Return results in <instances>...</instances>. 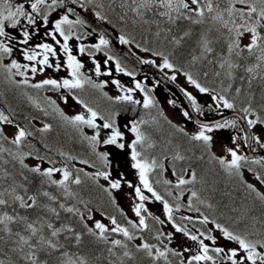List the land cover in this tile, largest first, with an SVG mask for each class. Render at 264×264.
<instances>
[{
	"label": "snow or ice",
	"instance_id": "obj_1",
	"mask_svg": "<svg viewBox=\"0 0 264 264\" xmlns=\"http://www.w3.org/2000/svg\"><path fill=\"white\" fill-rule=\"evenodd\" d=\"M77 3H80L83 8L93 4L94 0H71V6L69 0H25V2L17 0L15 3L13 0H0V68L7 74L9 81L17 86L30 85L36 89L51 86L53 89H67L69 92L73 89H83L86 84L98 89L104 87V82L97 84L84 75L81 71L84 64L74 54V47L78 48L81 54L87 52L89 56H93L94 53L90 49L102 52L109 47V40L106 39L105 34L100 33L95 43L88 45L80 43L78 46L74 44V41H81L85 36L93 37L96 33V29L91 28L86 19H82L81 15L76 12L74 5ZM98 7H103V5ZM120 7L126 8L139 19H143L146 13L152 12L169 25L162 31L158 30L155 36L159 38L163 34L164 40L174 45V51L172 53L154 51L147 47L141 48L137 44V48H141V51L151 52L152 57L160 58L159 63L156 59H144L140 61L142 64L153 65L161 72L171 70V75L165 73L170 81H175L178 73L182 74L187 83L199 93L210 94L217 109L220 107L235 109L236 99L241 95H246L247 105L240 109L245 115L241 119L246 122L248 129H253L257 125L264 126V117L257 115L252 106L254 93L251 90L253 81L259 79L264 83V0H224L223 6L221 0H122ZM94 14L101 20L106 19L100 11H95ZM73 16L74 18H71ZM123 18L121 16V19ZM181 21H188L190 25L199 26L201 30L194 33L189 29L184 30L180 35L173 34L172 26L178 25ZM144 22L148 23L147 20ZM157 23L159 24V21ZM82 28L87 31H81ZM194 35L195 40L193 41ZM37 36L42 38L41 42L33 44ZM119 42L127 45L131 41L124 35H120ZM186 42L192 43L187 67L178 66L171 56ZM217 46L220 48L219 52ZM14 51L20 52L23 61L29 63L19 62L15 58L9 63H4L5 58L12 57ZM61 54H63V59H60ZM114 59L109 55L104 63ZM93 64L95 73L99 76L101 65L95 60ZM62 68L67 71L68 77L61 80L47 78L30 84L27 76L29 71L35 75L37 72H45L46 69L59 71ZM115 70L135 77V73L126 71L118 60L115 63ZM104 75H109V73L105 72ZM16 76L23 77V79L17 81L14 79ZM201 76L205 80L209 76L213 77L219 81L218 87H208L201 83ZM237 80L241 81V86H236ZM244 81H247V92L243 87ZM111 83L116 85L122 94L114 98L108 97L109 99L139 105L141 101L133 98V93L139 90L144 93L142 107L144 109L155 107V99L149 95L151 89H145L140 81H136L134 87H123L120 81L115 79ZM233 88L235 96L229 99L227 94ZM181 91L190 102L192 111L203 116L204 112L197 102V97L184 88H181ZM76 99L85 109L84 112L67 116L58 107L54 110L64 121L81 132V136L88 142L93 152H96V146L100 143L130 149L131 167L137 171L139 184L134 185L130 181H125L123 174L113 179L110 171L97 170L89 173L84 172L83 169H76V173L84 172L85 177L96 182L118 209L119 205L112 190L121 189L122 182L127 183V186L133 189L134 196L139 202H134L131 209L138 218V222L128 220L131 229L139 232L148 230L150 226L147 219L151 217L160 225H164L167 221L174 230L167 233L160 231L156 234V240L160 241L159 246L144 241L142 236L139 237L141 242L136 245L137 252H144L153 261L162 258L165 264H172L169 260L170 255L180 257V264H222L225 260L229 264H264V232L258 233L255 223L246 225L245 231L240 232L215 219H210L197 206L204 205L205 201L200 198L197 191L185 187L197 182L196 171L191 167L182 169L175 167L174 162L187 159L179 146L170 157L173 162L171 167H166V164L156 157L149 158L138 150V146L140 148L154 147L149 137L141 130V125L148 121L140 119L132 121L130 126L125 124L124 128L134 134V139L125 144L123 142L125 133L117 125L115 114L105 118L84 100ZM51 103L55 105V101ZM170 103L175 104V101H170ZM209 107L211 108L212 105ZM182 114L188 120L192 119L189 111L185 110ZM45 115L48 113L46 112ZM160 115L163 116V112ZM249 115L255 118H249ZM98 118L102 124L97 123ZM164 119L167 120V117ZM168 123L176 128V131L187 136L189 140L202 143L206 148L211 146L212 136L209 133L213 129L237 127L236 119H225L222 122L217 121L211 124L197 121L198 130L189 134L184 128H178L171 121ZM0 125L14 128L11 136L5 134L0 128V264H20V261H24L25 264H50L49 258L53 256H55V264H100V255L85 250V233L94 238L96 246L101 243L106 246L105 250L109 254L107 264H118V262L125 264L124 258L131 259L132 253L128 250L127 242L137 237L129 227L118 223L114 216L107 217L109 221L107 224L103 222L104 213H100L102 219L95 218L99 210L93 208L90 201L84 200L78 192L72 189V185L82 184L81 176L74 174L67 164L56 167V161L39 155V148L29 139L34 133L16 124L4 111H0ZM83 126L96 131L92 135H84ZM50 129L51 125L45 123L39 131L48 132ZM101 129L109 130L106 138H101ZM245 136L248 138L247 133ZM250 139L264 149V142L261 141L260 136L252 135ZM233 142L234 147L227 149L230 159L215 156L213 159L218 161L228 175L239 177L241 183L250 192L255 193L261 202H264V192L257 187V185L264 187V173L247 168V172L254 177V180H246L242 168L249 162V157L238 153L241 145L235 137H233ZM5 144L10 146L5 147ZM60 155L66 157L67 160L76 159L64 152ZM96 155L105 168L110 166L108 152H98ZM167 159L169 158L165 157V160ZM29 160L39 162L29 164L27 162ZM45 161L51 166L44 167ZM80 163L87 165L89 161L81 160ZM251 163L264 168V157L252 159ZM9 165L11 168L8 167ZM157 170L161 176L168 172L171 177H174V181L158 179L155 183H163L167 186V195L172 197L175 203H170L154 187L151 176ZM57 174L58 179L55 178ZM100 178L107 183V187L99 184ZM50 186H55L58 194L48 190ZM173 189L177 190L175 195ZM145 190L150 195H146ZM185 192L190 194L186 197V203H182L181 198L185 196ZM150 198L162 204L166 221L149 212L145 202ZM67 201H74V203H67ZM185 207L188 212H195L198 215L196 217L181 216L182 221L191 224L198 222L201 225L212 227H207L204 231L196 229L193 232L187 226L177 223L174 214L179 213ZM207 207L211 208L212 205L208 204ZM8 208L12 211H7ZM17 208L25 210L28 214H20ZM62 213L69 214L76 223L83 225V230L77 231L73 223L67 217L62 216ZM240 222H242L241 218L238 217L236 223ZM260 223L264 224V220ZM14 225L17 226L16 230L13 228ZM215 232H218L219 236L214 235ZM175 233H180L194 242L195 251L193 252V249L189 247L180 251L169 247L161 240L164 237L171 243ZM114 234H120L124 239L110 238ZM254 235L259 238L253 239ZM219 239L234 242L236 246L226 250L225 247L218 245ZM206 241L211 243H206ZM118 252H120L119 255ZM185 253L191 254L185 255Z\"/></svg>",
	"mask_w": 264,
	"mask_h": 264
},
{
	"label": "rangeland",
	"instance_id": "obj_2",
	"mask_svg": "<svg viewBox=\"0 0 264 264\" xmlns=\"http://www.w3.org/2000/svg\"><path fill=\"white\" fill-rule=\"evenodd\" d=\"M134 53L137 54V56H139L140 58H142V60H144V59H156L158 63L160 62V58L152 57L150 52L145 53L143 51L136 50V52H134ZM112 55H114V54H112ZM111 62L112 61H110L108 63H104V64L106 66L109 65V64H110V66H113L111 64ZM83 64H84V68L81 69V71L84 73L85 76L90 77L91 80L94 81L97 84H99L101 82H104V87L101 88L102 90H105L104 89L105 88V84H107L106 89L112 90V91H115V92L118 93L120 91V89L117 88L116 85L111 83V81L114 80V79L115 80H119L120 84L123 87H128L127 85H125V83L126 82L128 83V81H126L125 78L119 77L120 74L118 75L115 71L112 73L113 70H111V72H110L111 75L100 74L98 76V75H96L95 71H91L89 69L87 62H83ZM122 64L125 66V64L123 62H122ZM125 67L128 69L127 66H125ZM0 71L4 72L3 69H0ZM162 73L164 75H165V73H167L168 75L172 74L171 70H164V72H162ZM4 74L6 75L5 83L7 82L6 83V95H7V102L6 103H8L9 99L13 100V102H14L11 105L7 104L8 105V115L11 116V118L15 121L16 124H20V125L22 124L23 119H26L25 126L28 128L29 131H32L34 133L33 136L39 138L40 141H43V139L46 140L45 137L58 139V137L62 136L63 133L68 132V130L66 128H63V130L59 129V126L61 124H63V123H65L68 126L72 127L70 124H68L66 121H64L59 116V114L54 110L56 107H58L67 116H73V115H76V114H78L80 112H84L85 111L83 106L80 105L77 101L72 102V101H70L69 99H66V98L64 100H62V96L64 97L66 95V91L64 89L57 90V89L51 88V86H50V87H48V89H51V91L50 92H46L45 90H42V89H36V88L28 87L27 89H24L27 94L22 96L21 93L14 92L15 90L13 88H10V84L12 82L7 79V74L5 72H4ZM27 76L30 77L29 74H27ZM44 76L45 75L38 74V76H36V78H38V77H42L43 78ZM63 78H64V76L61 75L60 77H58L56 79L57 80H61ZM134 78L138 79V81H140L141 83H144V81H145V83H147L148 86H149L147 88L151 89V93L153 94V96H155L156 101H158V103H159L158 104L159 105L158 111L155 110L156 114H152L153 117H154V120H155V117H156V121L155 122H153L154 120L152 121L153 124H154L153 127H155V130H160L162 128V123L165 120L163 117H167L168 121H173L177 127L184 128L185 131L188 132L189 134L195 133L198 130L199 125H197V124H195V123H193L191 121H188V119L183 116L182 113H183L184 109H182L180 107L179 101L175 100V104L170 103V101H172L171 97L167 94V92L165 94V91H164L165 88L164 87H162L161 85H157L156 81H153L152 78L147 77V75L144 76V75L136 74ZM14 79L18 81L19 77L16 76V77H14ZM9 82H11V83L9 84ZM173 82L176 85L178 84L182 88L186 89L187 91L192 92L197 97V102H198V104H200V106H201V108H202V110L204 112V116L203 117L208 118V116L213 114V111L205 105V103L207 101H212L210 94H208V93H199L197 90H195L193 88L192 85H189L187 83L185 77L182 74H179V73L177 74V79L175 81H173ZM12 84L15 85L14 83H12ZM87 86L92 87L91 85H87ZM29 91H31V93H29ZM120 94H122V93L119 92L117 95H120ZM11 97H14L16 101L13 98H11ZM86 97L88 98L89 101L94 102L95 104H97V105H94L96 108H98V109L102 108L103 112L108 114V115H111V113H112L111 111L113 109H116L115 107H112V105H111L112 102L109 101V100L107 101L104 97L102 99H99L98 97H95L94 95H91L90 92L86 93ZM24 98H26L28 100V102H31V100H35L36 104H28V105H26L27 102L23 101ZM133 98L137 99V100H140L141 101V105H142L143 100L141 99L140 96L137 97V95L135 93H133ZM52 101H55V105H53L51 103ZM22 105L24 107L28 106V108H25L26 112L23 113L19 109V114L16 113V109H14V108H18V106H22ZM109 106H110V108H109ZM12 107H13V109H12ZM105 107L109 108V110H106ZM152 109L153 108H151V110ZM143 110L144 109L140 108V110H138V111H140L142 113V116L145 119V117H144L145 112ZM0 111H3V110L0 109ZM124 111H126V110L124 109L123 112ZM130 111H131V109H130ZM46 112L48 113V115H45ZM161 112H163V117L160 116ZM120 113H122V112H120ZM120 113L117 112L115 114L116 118H118L120 116ZM151 113H153V112H151ZM124 115H127V114H124ZM249 118H254V117H253V115H249ZM32 119L38 120V121L41 120L44 123L50 124L51 125L50 131L44 132V133L37 132L35 130V127L33 126ZM167 120H165V121H167ZM97 123L98 124H102L101 121L97 122ZM164 123L166 124V122H164ZM125 124H128V123H125L123 118H121L120 121H117V125L122 130H125V128H124ZM0 128H2L4 130V132H5V134H7L8 136H11L13 131H14V128L12 126L0 125ZM95 131L96 130H94V129L87 128V126H83L84 135H92V134L95 133ZM108 131L109 130L101 129V138H106V135H107ZM77 132H78V137H82L81 136V132L78 131V130H77ZM131 135H129L128 131L126 133V130H125V140L123 141L125 144L131 142V140L133 139L132 137L134 136V134L131 133ZM209 135L212 136L211 143H213V149L218 154H220V157H225V158H229V159H230V156H229V154L227 152V149L229 147H234L233 137H235L236 140H238L240 138L243 139V136H244L242 130H240V127H239L238 123H237V127H235V128L213 129V131L211 133H209ZM252 135L260 136L261 141L264 142V126L257 125L255 128L252 129ZM29 139L33 143H35V144L37 143L36 139H34V138H29ZM67 139H68L67 141H71V137L67 136ZM79 141H80V139H79ZM85 142L88 143L86 140H85ZM253 143H255V141H253ZM159 145H161V147H163L161 142L159 143ZM75 146H77L76 147V151L77 152L80 151V157H85V154L89 153L88 151H90L94 155L93 158L96 159V161H98V164H96L97 167H95V169H91L93 172H95L97 170L110 171L112 173V178L113 179L119 178L120 175L123 174V177H124L125 181H130L134 185H136V183L139 184L137 171L131 167L132 161L128 160L127 159L128 157L125 158V154L122 155V153H123L122 150L123 149L117 147L116 145H104L103 143H100V144H98L96 146V152H93L89 144L85 145V146H82L81 143L80 144L75 143ZM158 147L155 148V150H156L155 153L156 154H152V155L154 157H158L159 158L158 160L161 161V162L165 161L163 159L165 157H168L169 154L167 155L164 152H161V151H165V150H162V149H160L161 147L160 148H158ZM41 149L43 150L42 151L43 153H46V151H47L46 147L45 148L42 147ZM85 150H87V151H85ZM174 150H175V148L171 149V151H174ZM98 152H108L109 153L110 166L108 168H105L103 166L102 161L96 155V153H98ZM199 154L200 155L194 154L197 157V159L198 158H199V160L205 159V157H204L202 152H199ZM46 155H48V154H46ZM114 155L116 156V159L112 158V156H114ZM69 161H71V160H69ZM72 161L75 164L76 162H80L81 160H79V158L76 156V159L72 160ZM27 162L29 164L38 163V161H35V160H29ZM76 165H81V163H76ZM82 165L88 166V165H91V163L89 162V164H87V165L86 164H82ZM251 166H255V164H253V163H251L249 161L242 168V173H243L245 179L249 180V181L254 180V177L250 173L247 172V168H254V167H251ZM44 167H46V166H44ZM167 173L168 172H165L163 174V176H161L160 173H159V170H157L154 173V175L157 174L158 175L157 180L159 179V180L162 181L163 179H168L167 176H166ZM154 175H153V179H154ZM99 182H101L102 184H105L107 186V183L103 180V178H100ZM236 183L238 185L242 186L240 182L237 181ZM160 185H161L162 188H165V185L163 183H160ZM173 190H174L173 192H174V195H175L177 190H175V189H173ZM112 191L116 195V199H117L118 203L121 205V207L123 209L131 210L132 203L133 202H139L134 196L133 189L129 188L127 186V183H123L122 182L121 189L112 190ZM261 192H264V190H261ZM242 193L246 195V193H248L247 189L241 191L238 195H242ZM145 194L148 195L146 190H145ZM182 201H184L186 203V200H184V198L182 199ZM208 201L212 205V207H215L212 200L208 199ZM149 202H157V201H155L154 199L150 198ZM147 205L145 204V206L149 208V205L148 206ZM157 206H158V208L160 207L163 210V206H162V204L160 202L157 203ZM239 210L243 212V210H241V209H239ZM131 213H133V212L131 211ZM242 217H243L242 222L240 224L238 223L240 227L236 229L237 231H240V232L242 230L245 231L246 225H249L246 222L247 215H243ZM229 219H230V217L228 218V216H227L226 220H229ZM103 222L107 223L105 220H103ZM255 229H256V231L258 233L264 232V224L262 225L261 228H255ZM256 238H259V236H253V239H256ZM219 240L225 241L223 239H219ZM226 242L228 243V245L227 246L223 245V247H225L226 250L228 248H232V247L236 246L234 242H232L234 246L231 244V242H228V241H226ZM206 243L210 244L211 242L210 241H206ZM184 245L185 244H182L180 247L184 248ZM188 247L192 248V249H196V245L194 247H193V245H192V247H190V246H188ZM226 262L229 263L228 261L225 260V261L222 262V264H224Z\"/></svg>",
	"mask_w": 264,
	"mask_h": 264
},
{
	"label": "trees",
	"instance_id": "obj_3",
	"mask_svg": "<svg viewBox=\"0 0 264 264\" xmlns=\"http://www.w3.org/2000/svg\"><path fill=\"white\" fill-rule=\"evenodd\" d=\"M122 0H94V3L91 5H87L90 9L94 11H100L102 15L106 17L104 22H107L113 29L119 31L126 38L130 39L132 43L136 45L139 44L141 48L147 47L154 51H164L165 53H172L174 51V45L164 40L163 34L157 38L155 33L158 30H163L168 27L166 21H161L158 16L154 13L149 12L146 13L143 19L136 18L133 13L128 11L126 8H121ZM224 0H221V4L223 6ZM99 5H103V7H98ZM125 13H127L125 15ZM121 16L124 18L121 19ZM144 20H147L148 23H145ZM159 21V24L157 23ZM128 25V26H127ZM173 27V34L180 35L184 30H193L194 33H198L201 28L199 26L190 25L188 21H181L180 24ZM195 40V35L193 36V41ZM192 43L186 42L181 48L175 50V54L171 56L173 62H175L178 66L187 67V60L189 59V52L191 51ZM217 51H220L219 46H217ZM151 53V52H150ZM207 67V66H206ZM201 83L205 84L208 87H218L219 81L215 80L213 77L209 76L207 80H205L202 76L200 77ZM245 83V84H244ZM247 81L243 82V86L245 92H247ZM236 86H241V81H236ZM252 92L254 93V100L252 102L253 108L256 110V114L264 117V83L257 79L252 83ZM229 99H232L235 96L234 88L227 94ZM115 105L116 103H111ZM247 105V97L246 95H241L236 99V108L241 109V107ZM235 108V109H236ZM162 130V129H161ZM154 135V134H153ZM63 136V135H62ZM59 136L58 139L50 138V140L46 139L45 143L51 146H63L64 142L67 141V137L65 135L62 137ZM67 136V135H66ZM176 138L172 137V134L166 132H156L155 139L161 142L163 147H165L168 142H173L176 145H180V150L186 155L187 159L183 162L184 165H187L193 169H196L197 175L202 179L201 183L204 181V185L202 186V194L206 199H210L213 201V204L216 207V212L225 216L230 217V221L236 223L238 217L243 220V215H247V224L251 225L255 223V228H261L263 224L260 223L261 220H264V209L260 207L253 199L248 198L245 194L238 195L242 189L237 188V184L233 180L234 178L230 175L226 174L224 169L219 165L218 161H214L212 158V154L205 147V152L203 155L205 159L199 160L194 154L200 155L197 151V147L200 148V143L197 142H186L180 135H175ZM59 141V142H58ZM60 144V145H59ZM47 145V146H48ZM71 145V144H69ZM10 145L5 144V147H9ZM48 146V147H49ZM49 147V148H50ZM200 150V149H199ZM54 150H51L50 153H53ZM54 154H57L56 152ZM68 166V165H67ZM11 168V165L8 166ZM70 170L73 171L72 166H68ZM74 174H76L73 171ZM31 175V174H29ZM84 184V185H83ZM75 188V189H74ZM77 188V189H76ZM79 188V189H78ZM82 188V189H81ZM54 189V190H53ZM72 189L80 194V197L84 200L90 201L91 206L92 202L100 207H105L104 212L107 216H113L115 214V210L113 204H111V200L108 196L103 192V190L95 189V185L91 180L82 181V185H72ZM48 190H53L54 194H58V190H56L55 186H50ZM78 190V191H77ZM80 190V191H79ZM244 195V196H243ZM67 203H74V201H67ZM239 209L243 210L240 211ZM7 211L11 212L12 209L8 208ZM20 211V214L25 215L28 214L23 209H17ZM117 211V210H116ZM118 212L117 215H119ZM68 215V216H67ZM62 216L67 217L70 222L73 223L74 227L77 231L83 230V226L79 223H76L75 220H71L72 218L69 214L62 213ZM75 222V223H74ZM78 226V227H77ZM14 230H16L17 226H13ZM82 228V229H81ZM138 232V230H135ZM85 233V250H90L92 253L100 255L101 262L100 264H107V258L109 254L105 250V245L102 243L99 246H96V241L94 238ZM110 238H118L124 239L120 234H114ZM128 243V250L132 253V258H124L125 264H165V261L161 258L158 261H153L150 257H148L144 252H135L136 245L130 241ZM135 245V246H133ZM93 249V250H92ZM120 252H118V255ZM44 259L45 257H41ZM54 258V259H53ZM50 264L55 263V257H51ZM54 261V262H53ZM24 261H20V264H25ZM119 264V262H118ZM172 264H180V259L176 257L173 259Z\"/></svg>",
	"mask_w": 264,
	"mask_h": 264
},
{
	"label": "water",
	"instance_id": "obj_4",
	"mask_svg": "<svg viewBox=\"0 0 264 264\" xmlns=\"http://www.w3.org/2000/svg\"><path fill=\"white\" fill-rule=\"evenodd\" d=\"M23 1V0H20ZM71 2V0H69ZM75 8H77L78 10H80L83 15L85 16V18L94 23L95 25H97L103 32H107L108 35L111 37L112 39V45L113 47L119 51L121 54H123L124 56H126L131 62H133L135 65H137L138 67L143 68L145 71L151 73L152 75L156 76L159 80L162 81V83L166 84L167 87H169L174 93L175 95L181 100V102L183 103L185 109H187V111L190 112L192 119L195 121H200L203 123H213L215 121H219V120H223L225 119V117L227 116H237L238 118H240L242 126L245 130V132L247 133V137L246 138V145H243L242 143L241 145V149H242V153H244L246 156H251V155H255L258 158L264 157V153L263 152H258V153H252L250 152V148H249V143H250V136H251V131L250 129L247 128V125L245 123V121L242 118V116L238 113V112H234L231 110H226V112L224 113V115L213 118V120H203V119H199L197 117V115L194 113V111H192L190 104L188 103L187 99L182 95V93L179 92V90L176 88V86H174L170 81H168L166 79V77L164 78L163 75H161L160 73H158L157 71H155L154 69H152V67H150L149 65H142L140 63V60L138 58H136L135 56H133L132 54L128 53V51L119 43H117V33L115 31H112L109 27H107L106 25H104L103 23H101L100 20H98L95 15L92 13V11L88 8H82L81 9V5L80 3H77L76 5H74ZM210 105H212V103H209Z\"/></svg>",
	"mask_w": 264,
	"mask_h": 264
},
{
	"label": "flooded vegetation",
	"instance_id": "obj_5",
	"mask_svg": "<svg viewBox=\"0 0 264 264\" xmlns=\"http://www.w3.org/2000/svg\"><path fill=\"white\" fill-rule=\"evenodd\" d=\"M15 2H17L16 0H13V3H15ZM24 2V1H23ZM71 18H74V16L73 17H71ZM87 31V29H85V28H83L82 29V31ZM10 35H12V33H10ZM98 36H99V34L96 32L95 33V35L93 36V37H89V38H84L83 40H81V41H74V44L75 45H79L80 43H84V44H86V45H88L87 44V41L89 40V41H91L92 43H95L96 42V40H97V38H98ZM41 37L40 36H37L36 38H35V40L33 41V44L34 43H37V42H41ZM62 39V38H61ZM49 42H51L50 40H49ZM70 46H72V44L70 43ZM74 53H78L80 56H85L86 57V59L92 64V66H94L95 67V65L93 64V60H95V58H97L98 60H97V63L98 64H100L101 65V69H104V62H103V59L102 58H98V56H99V52H96V54H94L93 56H89L88 54H87V52L86 53H84V54H81V53H79L78 52V48H75L74 47ZM61 55H63V54H61ZM90 57H93V58H90ZM13 58H15V59H17L19 62H22V63H29V62H27V61H23V59H22V56H21V54H20V52H16L15 53V51H14V53H13V55H12V57H7V58H5V60H4V63H9L10 62V60L11 59H13ZM52 59H55V58H52ZM90 59V60H89ZM0 69H2V68H0ZM27 74H29L30 75V77H28L29 78V82H30V84H32V83H38L39 81H41V80H43V79H47V78H55L56 79V77H59V76H61V75H63V76H65V75H68V73H67V71L65 70V69H61V70H59V71H55V70H53V69H46V71L45 72H43V73H40V72H37L35 75H33L30 71L27 73ZM38 74H41V75H45L43 78L42 77H38V78H36V76H38ZM48 74V75H47ZM5 74H4V72H2V71H0V100H2V99H4V100H7V95H6V83H5V77H6V75L4 76ZM20 79H23V77H21ZM10 84V83H9ZM13 86V87H12ZM16 87V88H15ZM28 87H30V85H19V87L15 84V85H13V84H10V88H13L15 91L14 92H19V93H21V95L22 96H24L25 94H27L26 93V91L24 90V89H27ZM30 88H32V87H30ZM29 93H31V91H29ZM23 101H26L27 102V104H31V102H28V100L26 99V98H24L23 99ZM94 105H97V104H94ZM18 109V110H17ZM101 109V111L103 112V109L102 108H100ZM16 110H17V113L19 114V108H16ZM22 111V110H21ZM23 112V111H22ZM25 112H26V110H25ZM24 113V112H23ZM59 129H61V130H63V127L62 126H59ZM58 129V130H59ZM75 134V129H72L70 132H66V133H63V136L65 135V137H71V141H65L64 142V144H63V146H61V147H65V146H67V145H69V144H71L72 145V143H73V145L75 146V143H76V141L74 142V140H75V138H78L76 135L75 136H73ZM67 135V136H66ZM50 138V137H49ZM68 140V139H67ZM76 148V147H75ZM259 147L257 146V144H255V143H253L252 144V150H257ZM260 187V186H259Z\"/></svg>",
	"mask_w": 264,
	"mask_h": 264
},
{
	"label": "bare ground",
	"instance_id": "obj_6",
	"mask_svg": "<svg viewBox=\"0 0 264 264\" xmlns=\"http://www.w3.org/2000/svg\"><path fill=\"white\" fill-rule=\"evenodd\" d=\"M180 24V23H179ZM128 26V25H127ZM9 83H11V82H9ZM12 84V83H11ZM245 84V83H244ZM247 86V85H246ZM13 87V86H12ZM244 87V86H243ZM16 88V87H15ZM90 90V93H91V95H96V94H98V98L99 99H102L104 96V90H102V92H100V94L97 92V90H94V89H89ZM11 98H13L14 100H15V98L14 97H11ZM20 100V99H19ZM16 101V100H15ZM21 101V100H20ZM14 102H13V100H11V99H9L8 100V103L7 104H13ZM25 104V103H24ZM26 105H28V104H26ZM112 105V104H111ZM11 108V107H10ZM18 108L20 109V110H22L23 112H25V108H28V106H18ZM106 108V107H105ZM109 108H110V106H109ZM109 108H106V110H109ZM12 109H13V107H12ZM14 109H16V108H14ZM18 110V109H17ZM74 128V127H73ZM52 135V134H51ZM45 137V136H44ZM46 138V137H45ZM46 139H48V138H46ZM76 141V143H78V144H80L79 143V138H75V140H74V142ZM59 142V141H58ZM60 145V144H59ZM73 143H72V148H73ZM52 147V146H51ZM74 147H76V146H74ZM197 151L198 152H202L203 153V151H201V150H198L197 149ZM153 154H156L155 152L153 153ZM158 154V153H157ZM183 163V162H182ZM177 166L179 167L180 166V162H175V167L177 168ZM181 167H182V164H181ZM82 185V184H81ZM84 185V184H83ZM73 187H74V185H73ZM75 189V188H74ZM77 189V188H76ZM79 189V188H78ZM82 189V188H81ZM54 190V189H53ZM53 190H51V191H53ZM57 190V189H56ZM78 191V190H77ZM80 191V190H79ZM54 193V192H53ZM18 209V208H17ZM20 212V211H19ZM68 216V215H67ZM65 217V216H64ZM71 220H73V219H71ZM75 223V222H74ZM83 226V225H82ZM78 227V226H77ZM82 229V228H81ZM90 239H92V238H90ZM133 246H135V245H133ZM93 250V249H92ZM133 251H134V253L135 252H137L136 250H134V248H133ZM141 253V252H140ZM55 257V256H54ZM54 259V258H53ZM55 261V260H54ZM53 261V262H54ZM24 263V262H23ZM55 264V263H54Z\"/></svg>",
	"mask_w": 264,
	"mask_h": 264
}]
</instances>
